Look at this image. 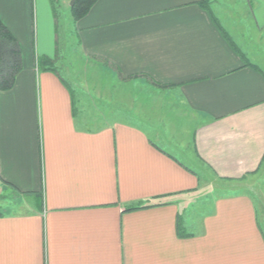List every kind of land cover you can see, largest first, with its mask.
<instances>
[{
    "label": "crops",
    "instance_id": "1",
    "mask_svg": "<svg viewBox=\"0 0 264 264\" xmlns=\"http://www.w3.org/2000/svg\"><path fill=\"white\" fill-rule=\"evenodd\" d=\"M56 1L0 0L22 49L0 89V264H264V202L207 198L264 169V0H98L74 25L87 89L57 66ZM141 79L167 97L148 106Z\"/></svg>",
    "mask_w": 264,
    "mask_h": 264
},
{
    "label": "rangeland",
    "instance_id": "2",
    "mask_svg": "<svg viewBox=\"0 0 264 264\" xmlns=\"http://www.w3.org/2000/svg\"><path fill=\"white\" fill-rule=\"evenodd\" d=\"M210 5L212 4V8H215L216 6L219 7H229V3L231 0H210ZM234 0H232L233 2ZM56 9L58 12V17L60 21V47L58 51V59L59 62L57 66L64 67V72L65 71H72V73H76L77 75L82 76L81 77V86L79 88L85 89L87 87V82L85 81V74L87 72L85 66L81 65L80 61L82 59L80 49L78 47V35L76 33V30L74 29L75 25V19L71 13V0H67V3H63V1H60V4L56 1L55 3ZM223 10V9H221ZM227 15L225 14V16ZM227 23V22H225ZM228 25V24H226ZM229 27V26H228ZM99 70L97 71H90L89 73H94L95 77H99L100 81L99 83L103 82L105 85L109 86L110 93H112L114 90L117 89L119 81H117L116 76L114 72L104 70L100 65L97 66ZM140 78L144 79L145 81L148 82V78L145 76H140ZM141 79V80H142ZM145 81H141L140 84H131L129 85V88L133 94H137L139 97H142L141 100H144L147 102L148 106L151 105L152 103H155L157 99L167 97V95H163L161 92H157V90H154L155 88L148 85ZM137 83V81H136ZM155 85V84H154ZM78 88V89H79ZM87 89V88H86ZM80 90V89H79ZM96 92V90H94ZM97 93V92H96ZM164 96V97H163ZM117 98L116 96L111 98V102L115 101ZM157 104L160 106V102H157ZM168 105H165L164 107L160 106L158 107V111L161 110H172V107H168ZM96 111V109H94ZM88 125H100V123L95 122H89L87 123ZM211 179V177H209ZM208 179V178H207ZM216 183L213 188H209L210 190L208 191L209 193L207 194V198L213 199L214 197L222 194H228V193H235V192H241V191H248L252 195H255L256 198L259 200V202H264V169L257 174L255 177H250L242 180H237V181H230V182H225V181H215ZM207 185H210L208 183ZM212 186V184L210 185ZM14 199L16 201L17 195L14 193H3L0 195V209L2 211H12V209L15 207L13 206V203L8 204V205H3L2 203H10L9 199ZM207 199V201H208Z\"/></svg>",
    "mask_w": 264,
    "mask_h": 264
},
{
    "label": "trees",
    "instance_id": "3",
    "mask_svg": "<svg viewBox=\"0 0 264 264\" xmlns=\"http://www.w3.org/2000/svg\"><path fill=\"white\" fill-rule=\"evenodd\" d=\"M97 1L98 0H71V13L75 21L84 17ZM210 2V0H203L201 4L209 10L211 9ZM225 35L227 39H229V42L235 45L226 33ZM41 60V65L43 64L45 69L56 71L55 67H46L47 64L51 65L53 63L52 58L43 56ZM21 68V45L13 32L0 19V89L8 90L12 88L18 73L21 71ZM2 214L3 211L0 209V215Z\"/></svg>",
    "mask_w": 264,
    "mask_h": 264
}]
</instances>
